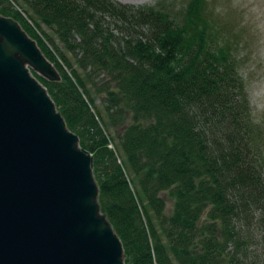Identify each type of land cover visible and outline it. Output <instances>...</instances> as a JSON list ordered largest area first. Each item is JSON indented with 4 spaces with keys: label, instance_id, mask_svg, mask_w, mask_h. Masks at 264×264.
<instances>
[{
    "label": "trees",
    "instance_id": "1",
    "mask_svg": "<svg viewBox=\"0 0 264 264\" xmlns=\"http://www.w3.org/2000/svg\"><path fill=\"white\" fill-rule=\"evenodd\" d=\"M209 2L0 0L61 76L37 77L94 158L125 264H264V130Z\"/></svg>",
    "mask_w": 264,
    "mask_h": 264
},
{
    "label": "water",
    "instance_id": "2",
    "mask_svg": "<svg viewBox=\"0 0 264 264\" xmlns=\"http://www.w3.org/2000/svg\"><path fill=\"white\" fill-rule=\"evenodd\" d=\"M28 65L61 80L20 23L0 14V264H125L94 158Z\"/></svg>",
    "mask_w": 264,
    "mask_h": 264
},
{
    "label": "rangeland",
    "instance_id": "3",
    "mask_svg": "<svg viewBox=\"0 0 264 264\" xmlns=\"http://www.w3.org/2000/svg\"><path fill=\"white\" fill-rule=\"evenodd\" d=\"M122 3L155 7H183L189 0H119ZM208 7L213 17L227 31L236 36L239 43L240 72L243 75L255 120L264 130V0H210ZM33 76H40L28 65ZM161 196L166 202V213L171 214L174 199L168 192Z\"/></svg>",
    "mask_w": 264,
    "mask_h": 264
}]
</instances>
